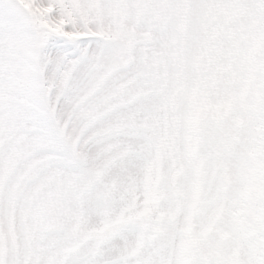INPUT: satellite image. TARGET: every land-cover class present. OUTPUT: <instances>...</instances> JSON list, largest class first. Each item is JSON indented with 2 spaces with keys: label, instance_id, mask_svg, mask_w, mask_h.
<instances>
[{
  "label": "snow or ice",
  "instance_id": "snow-or-ice-1",
  "mask_svg": "<svg viewBox=\"0 0 264 264\" xmlns=\"http://www.w3.org/2000/svg\"><path fill=\"white\" fill-rule=\"evenodd\" d=\"M0 264H264V0H0Z\"/></svg>",
  "mask_w": 264,
  "mask_h": 264
}]
</instances>
